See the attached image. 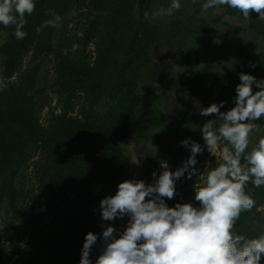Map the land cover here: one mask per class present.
I'll return each instance as SVG.
<instances>
[{"label": "rangeland", "instance_id": "obj_1", "mask_svg": "<svg viewBox=\"0 0 264 264\" xmlns=\"http://www.w3.org/2000/svg\"><path fill=\"white\" fill-rule=\"evenodd\" d=\"M104 1L84 0L59 15V25L52 27L49 39L37 35L33 46L23 56L18 72L10 79L3 77V56L0 54V81H3L0 89L17 85L25 77H33L34 87L28 94L30 98L33 97L39 122L44 127L54 115L66 112L68 116L80 118L89 110V99L83 94L76 93L69 100L68 93L60 92L57 63L60 57L67 56L77 63H94L101 48L99 31L109 22L111 6ZM198 2L203 4L205 0H197L195 4L192 0H180L181 8L173 16L156 17L160 42L149 66L137 78L148 94L138 113L141 128L145 129L142 134L148 137L128 139L125 145L132 141L138 145L140 165L132 164L127 157V149H122L117 162L124 164L126 173L113 185L112 195H115L118 184L125 180L153 183L152 173L158 170L155 145L151 138L155 131V119L166 116L169 120L165 132L174 147L173 155L167 161L171 171L177 169L172 165L180 162L184 152L190 155L182 141H196L203 147L201 126L215 119V116H201V108L215 103L221 76L229 68L235 51L242 46L256 50L264 44L263 39L255 37L257 32L255 36L252 34L248 23L238 22L228 15L231 8L219 6L207 12L199 8L196 12ZM170 4L171 0H156L153 7L159 11ZM251 18L264 21L256 13H252ZM49 19L53 20L51 17ZM10 28L0 25V45L8 40ZM109 106V100L102 98L95 102L94 109L102 111ZM26 152L27 157L18 169L7 170L4 174L8 186L0 192V264H59L55 258L57 232L64 218L80 208L84 197L72 183L58 184L59 190L51 194L50 180L55 173L51 163L44 162L45 156L40 155L39 148L32 144ZM218 157L219 152L213 157L205 149L203 154L197 156V168L203 172L206 161L214 167L221 162ZM199 179V176H193L185 187L177 181L174 199L165 198L167 205L195 204L193 186ZM33 208L41 212V220L34 226L28 219L32 216ZM100 212L101 234L102 226H113L117 229V235L123 226H127L129 217L104 221ZM262 215L264 207L251 210L255 223ZM39 237L45 246L42 253L33 247L37 246ZM102 244L101 239L93 246L90 256L92 264L101 254Z\"/></svg>", "mask_w": 264, "mask_h": 264}, {"label": "trees", "instance_id": "obj_2", "mask_svg": "<svg viewBox=\"0 0 264 264\" xmlns=\"http://www.w3.org/2000/svg\"><path fill=\"white\" fill-rule=\"evenodd\" d=\"M82 1L34 0V12L25 17L27 22L23 31L27 33L26 37L16 39L15 27L11 26L8 40L0 45L3 77L10 79L18 72L23 56L29 52L37 35L49 39L53 26L43 25L50 21V17L54 20L55 16ZM154 1L156 3V0H105L111 6L109 22L99 31L101 48L94 63H77L68 56L58 60L57 84L60 92L68 93L69 100L76 93L89 99V110L81 114L80 118L62 112L54 115L47 126H42L33 97L30 98L28 94L34 87L33 77H25L17 85L0 89V192L8 186L4 180L5 172L16 170L23 164L27 147L32 144L39 148L40 155L45 156L44 162L51 163L55 171L50 180L51 194L59 190L58 184L72 183L84 197L80 208L64 218L57 232L55 258L59 264H80L81 249L87 233L98 234L97 243L101 241L98 220L100 201L112 196L113 185L126 173L124 164L117 162L123 149L121 144L125 145L128 139L148 137L142 134L145 129L141 128L138 115L148 94L137 78L149 66L160 42L157 20L152 18V13L158 12L153 7ZM201 5L200 2L195 5L196 12ZM145 13L149 14L147 18ZM228 15L238 22L248 23L252 34L255 36L257 32L255 37L264 41V21L253 18L246 21L235 9L229 10ZM241 73L253 75L258 80L264 79V44L256 50L242 46L235 51L229 68L221 76L215 98V103L225 102L222 112L234 106L235 88L240 83ZM253 90L259 89L254 85ZM102 98L108 99L111 106L96 111L95 102ZM153 123L155 131L151 138L155 145L158 176L162 171L160 161H169L174 147L165 132L169 125L168 117H159ZM256 123L260 125V131L254 134L253 144L258 142L260 136H264V118ZM188 156L184 152L180 162L176 161L172 167H181ZM186 175L178 180L182 187L192 181ZM246 193L256 202L253 209L264 207L263 186L257 188L249 182ZM28 219L32 226L38 224L41 220L40 209L33 208L32 216ZM256 221L253 222L251 211L241 213L234 228L235 234L248 239L264 235V215ZM124 228L126 226L119 233ZM33 247L39 253L43 252L45 246L41 237L37 246ZM261 264H264V256Z\"/></svg>", "mask_w": 264, "mask_h": 264}, {"label": "clouds", "instance_id": "obj_3", "mask_svg": "<svg viewBox=\"0 0 264 264\" xmlns=\"http://www.w3.org/2000/svg\"><path fill=\"white\" fill-rule=\"evenodd\" d=\"M219 6L237 10L246 21L251 20L252 13L264 20V0H205L201 11ZM180 8V0H171L167 8L152 13V18L171 17ZM34 10V0H0V25L14 26L15 38L22 40L27 35L23 31L25 17ZM148 15L145 13L146 18ZM60 20L57 15L43 26L56 27ZM239 80L230 110L221 111L224 101L201 108V116L215 119L201 126L203 147L196 141L181 142L190 151L181 167L173 172L168 162L161 160L162 171L158 176L152 173L153 183L125 180L118 184L115 195L100 201L104 221L125 216L129 220L119 235L113 226H102L103 244L95 264H261L264 235L248 239L235 234L234 228L241 213L251 211L256 203L246 193V186L249 182L257 188L264 186V136L252 142L260 131L256 121L264 118V79L241 73ZM254 85L258 91L253 90ZM121 147L127 149L130 162L139 166L138 145L132 141ZM205 149L213 157L219 152L221 162L212 167L206 161L201 172L195 166L197 156ZM185 175L189 180L193 176L200 178L193 186L196 204L176 203L169 207L165 198L174 199L176 182ZM97 240L98 234H86L80 264H92L90 256Z\"/></svg>", "mask_w": 264, "mask_h": 264}]
</instances>
